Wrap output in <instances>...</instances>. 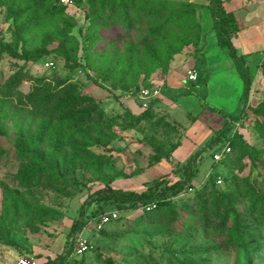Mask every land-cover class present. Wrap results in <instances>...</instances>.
Listing matches in <instances>:
<instances>
[{
	"label": "rangeland",
	"instance_id": "obj_1",
	"mask_svg": "<svg viewBox=\"0 0 264 264\" xmlns=\"http://www.w3.org/2000/svg\"><path fill=\"white\" fill-rule=\"evenodd\" d=\"M108 12L101 0L74 1L56 16L40 0H0V45L29 56L42 53L26 65L8 52L0 55V264H42L49 257L59 264H107V258L114 264H264V255L238 246L229 231L238 215L253 235H264V46L245 54L252 86L247 97L243 90L236 98L242 71L208 66L209 60L221 66L233 60L206 17L205 43L197 41V31L153 36L152 22L112 24ZM197 17L201 21L199 9ZM164 44L182 50L166 72L152 71L154 53L145 47ZM189 69L199 74L194 83L187 82ZM18 72L25 80L8 95ZM207 79L216 80L209 101ZM140 86L161 92L152 116L138 121L143 109L134 91ZM79 94L93 98L76 107L88 112L94 105L92 117L79 112L60 119ZM46 96L52 97L46 108L32 101ZM198 118L204 123L195 134L205 151L188 164L191 156L185 160L171 149ZM225 126L224 140L208 146L207 128ZM152 143L170 156L159 157ZM231 143L230 155L215 162L214 153ZM190 170L193 180L172 198L171 208L148 214L93 203L73 231L85 200L106 184L141 192L157 179L175 182ZM214 174L216 182L208 183ZM104 215L110 217L105 223ZM78 238L91 246L83 255L71 249Z\"/></svg>",
	"mask_w": 264,
	"mask_h": 264
},
{
	"label": "trees",
	"instance_id": "obj_2",
	"mask_svg": "<svg viewBox=\"0 0 264 264\" xmlns=\"http://www.w3.org/2000/svg\"><path fill=\"white\" fill-rule=\"evenodd\" d=\"M76 2H82L84 0H75ZM43 4L48 15L56 16L60 11L66 9V5L59 4L57 0H40ZM171 0H101L102 10L104 13L108 10V19L112 24H123L131 28L136 25L142 26L143 24L153 23V28L148 29V32L151 35L156 36L157 34L168 33L170 31H177L178 34L181 33H192L197 31V41L199 42L200 38L203 35V29L201 21L198 20L197 10L202 8L209 9L211 17L213 20V29L217 33L218 42L222 47H226L230 50L232 58L237 63L239 71H242L243 82H244V96L247 97L250 93L252 86L251 72L241 58L238 55L237 49L232 40L233 35L238 33L243 27L240 20L235 16L234 13L227 11L223 6V0H209L208 4L201 5L192 1H182L177 5ZM169 15L167 17L163 16L167 10ZM145 10H147L146 13ZM163 17V18H162ZM149 52L152 51L154 55L152 56L150 67L152 71L161 68L164 72L167 71L170 60L173 59L174 55L179 53L182 50L181 46H172L170 44H164L162 47L158 48H149L145 47ZM58 50H63V46H59ZM4 52L10 53L14 58H20L26 62L30 60H38L42 53L38 52L36 55L29 56L27 52L25 54H20L17 50L13 49L11 45L1 44L0 45V55ZM132 59V58H131ZM134 65V59L129 63L128 69H132ZM240 71V72H241ZM25 80L23 72H18L7 89L8 95H13L17 91V86ZM145 86H140L135 89L134 94L141 88ZM72 97V96H71ZM52 97L46 96L43 100L39 101L36 97L34 98L35 104L46 108L49 106ZM88 102L89 104L94 103L91 96L79 94L74 96L66 105L63 112H60V119L65 118H76L79 112H82L85 116L88 115L89 118L92 117L94 105L91 108L84 111L78 110L76 107L79 106L82 102ZM97 107V106H96ZM154 108L151 106L146 108L138 115H135V118L138 121L148 119L152 116ZM227 133V127H223L220 130H216L214 135L208 141V146L213 144H218L224 140ZM242 138V137H241ZM242 144L249 145L245 140L242 139ZM182 143L178 144L181 145ZM154 150L157 151L159 157L168 158L170 152L165 151L162 147L152 143ZM206 145V146H207ZM231 147L233 144H230ZM207 146V147H208ZM177 147L172 148L174 151ZM233 148V147H232ZM88 154L90 153L89 150ZM82 151V152H87ZM205 151V148L199 149L188 159V164H191L193 160L200 156ZM230 155V153H229ZM228 162V160L226 161ZM186 176L180 178L175 182H170L165 178H160L155 181L154 184L149 185L146 190L141 192L126 190L122 188H114L111 184H106L104 187L99 188L94 191L90 196L85 200L83 204V210L81 211L80 218L74 223L73 231L77 232L82 224V216L85 214L88 207L93 203L108 205L116 204L119 208L130 210L143 208L146 204L151 202L157 203V208L152 211H146L145 213H152L162 208V206L172 207L174 204L172 198L178 196L182 192L187 191L188 185L191 184L194 172L186 171ZM216 175L209 176L208 183L216 182ZM215 177V178H214ZM211 181V182H210ZM207 185V183H206ZM218 193L219 190L217 191ZM226 195V194H224ZM264 208V204L261 205ZM230 237L231 240H235L237 245L242 247H250L254 253L258 255H264V235L252 234L248 225L242 223L238 215L235 216L233 225L230 226ZM260 235V237H259ZM246 238H250V241H246ZM73 249V246H71ZM63 260V259H62ZM107 264H114L110 258H107ZM62 263V262H61ZM60 263V264H61ZM42 264H59L55 259L48 258L46 262Z\"/></svg>",
	"mask_w": 264,
	"mask_h": 264
},
{
	"label": "crops",
	"instance_id": "obj_3",
	"mask_svg": "<svg viewBox=\"0 0 264 264\" xmlns=\"http://www.w3.org/2000/svg\"><path fill=\"white\" fill-rule=\"evenodd\" d=\"M208 2H209V0L205 1L204 5L208 4ZM223 6L227 11L234 13L235 16L240 20V22L242 24L243 28L238 33L233 35L232 40H233L234 45L237 49L238 55L243 59H247L250 55H253L255 52H257L260 49V47L264 46V0H223ZM199 13L201 15V24H202L203 17H204V19L206 17L209 20V28L212 26V29H213V20H212L211 13H210L209 9H207V8L199 9ZM210 19H211V22H210ZM202 29H203L202 39H205L204 41L206 43V32H205V29L203 28V24H202ZM213 31L215 33V36L217 37L216 31L214 29H213ZM217 43L219 44L218 37H217ZM204 50H205V45L203 48V54H204ZM245 54H247L248 57H246ZM232 60L233 61L231 62V64L225 63L224 66H221V63L218 64L217 60L216 61L215 60H209L208 66L213 71L220 70V69L225 70L226 68H228L229 70L236 69L237 74L238 73L241 74L238 67H237V63L235 62V60L233 58H232ZM204 61H205V65H207L206 58L204 59ZM219 76L223 77L225 75L219 74ZM198 77H199V74H198ZM197 80H198V78H197ZM215 81L216 80H212L209 82V79H207V82H206V90H207L206 100L207 101H209L208 96H209V94H211L210 93L211 88L213 87L212 83ZM187 82L194 83L195 81H190L188 79V75H187ZM243 90H244V82H243V84H241V89H238L236 98H238V97L240 98L239 94L242 93ZM222 96L225 100H229V99H226L225 94ZM183 97H181L179 99V101L182 102L181 104H183V105L187 104L191 108V106H192L191 102L189 100L183 98ZM158 99H159V97L156 100H154V102L152 103L153 108L157 104ZM185 100L187 101V103L185 102ZM182 109H184V111L187 110L186 108H182ZM204 115H206V114L204 113L202 115V117ZM192 123H194V124L190 128L189 132L187 131V135L185 134L184 137L181 138L182 144L177 146V148L173 151L174 156H175V154L176 155L180 154L186 158L185 160H187L188 157L192 156V154L195 151L199 150L201 145H202V143H200L198 145L197 137H196L195 133L198 130V128L200 129L203 126L204 122L200 121V119L198 118L196 121H194ZM204 126H206V125H204ZM216 130H218V129H213V128L210 129L209 128V130H208V128H207V131H209V135H211V137L214 135V132ZM193 137H194V139H193ZM199 142H201V141H199ZM198 146H199V148H198ZM182 150H183V153H182Z\"/></svg>",
	"mask_w": 264,
	"mask_h": 264
},
{
	"label": "built area",
	"instance_id": "obj_4",
	"mask_svg": "<svg viewBox=\"0 0 264 264\" xmlns=\"http://www.w3.org/2000/svg\"><path fill=\"white\" fill-rule=\"evenodd\" d=\"M75 0H57L59 4L62 5H70L74 2ZM188 79L190 81H196L198 78V73L193 70L189 69L188 71ZM160 88H148V87H141L135 94L136 99H138L140 105L142 106L143 109L149 108L152 106V103L154 100H156L160 96ZM232 151V147L230 144H226L222 149L216 151L214 153L213 159L215 162H221L224 160L225 157L229 155V153ZM157 208V203L156 202H151L146 204L143 209L146 211H152ZM103 223L109 221L110 217L108 215L103 216ZM102 227V225L99 226V228ZM91 248L90 244L88 241L83 240L82 238H78L76 240V243L73 246V251L76 254L83 255L90 251L89 249ZM23 264H29L26 261H22Z\"/></svg>",
	"mask_w": 264,
	"mask_h": 264
}]
</instances>
